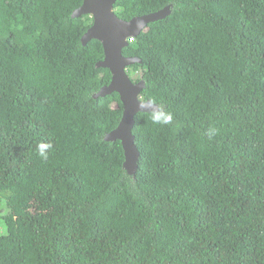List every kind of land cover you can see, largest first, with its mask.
Masks as SVG:
<instances>
[{
  "label": "trees",
  "instance_id": "trees-1",
  "mask_svg": "<svg viewBox=\"0 0 264 264\" xmlns=\"http://www.w3.org/2000/svg\"><path fill=\"white\" fill-rule=\"evenodd\" d=\"M82 3L0 0V264H264V0H117L172 6L123 50L133 174Z\"/></svg>",
  "mask_w": 264,
  "mask_h": 264
},
{
  "label": "water",
  "instance_id": "water-1",
  "mask_svg": "<svg viewBox=\"0 0 264 264\" xmlns=\"http://www.w3.org/2000/svg\"><path fill=\"white\" fill-rule=\"evenodd\" d=\"M117 0H83L81 7L73 13L74 18L90 15L93 18L92 26L84 34L82 41L86 46L91 40L102 42L105 58L98 62L97 67L109 68L112 80L104 85L94 95L100 98L113 92H118L123 103V115L118 127L105 137L106 140L119 139L125 151L124 166L131 174L138 168L140 151L135 143L133 127L135 115L138 112L158 111L160 107L150 100L144 101L140 93L145 88V82H134L127 72V68L136 62H142L138 57L125 56L123 49L128 47L132 35L137 36L141 29L152 22L165 19L172 12V6L129 21L121 19L115 12Z\"/></svg>",
  "mask_w": 264,
  "mask_h": 264
},
{
  "label": "clouds",
  "instance_id": "clouds-1",
  "mask_svg": "<svg viewBox=\"0 0 264 264\" xmlns=\"http://www.w3.org/2000/svg\"><path fill=\"white\" fill-rule=\"evenodd\" d=\"M83 16H84V15H83ZM162 20H163V19H162ZM147 27H148V26H146V28H147ZM146 28H145V29H146ZM145 29H144V30H145ZM142 31H143V30H142ZM135 37H136V36H135ZM135 37H133V38H135ZM133 38H132V39H133ZM82 42H83V41H82ZM132 42H134V41H130V43H132ZM87 45H88V44H87ZM87 45H86V46H87ZM123 50H124V49H123ZM136 63H137V62H136ZM97 64H98V63H97ZM134 64H135V63H134ZM134 64H132V65H134ZM129 67H130V66H129ZM108 69H109V68H108ZM109 70H110V69H109ZM110 71H111V70H110ZM127 72H128V68H127ZM111 73H112V72H111ZM110 82H111V81H110ZM45 147H46V145H43V144L40 145V150H41L40 154H41V155H44V153H43V149H44Z\"/></svg>",
  "mask_w": 264,
  "mask_h": 264
},
{
  "label": "rangeland",
  "instance_id": "rangeland-1",
  "mask_svg": "<svg viewBox=\"0 0 264 264\" xmlns=\"http://www.w3.org/2000/svg\"><path fill=\"white\" fill-rule=\"evenodd\" d=\"M132 37H135L134 35H132L130 38H132ZM2 232H4V230L3 229H1L0 230V233H2Z\"/></svg>",
  "mask_w": 264,
  "mask_h": 264
},
{
  "label": "flooded vegetation",
  "instance_id": "flooded-vegetation-1",
  "mask_svg": "<svg viewBox=\"0 0 264 264\" xmlns=\"http://www.w3.org/2000/svg\"><path fill=\"white\" fill-rule=\"evenodd\" d=\"M146 27H144V28H142L141 30H144ZM145 86H146V84H145Z\"/></svg>",
  "mask_w": 264,
  "mask_h": 264
},
{
  "label": "built area",
  "instance_id": "built-area-1",
  "mask_svg": "<svg viewBox=\"0 0 264 264\" xmlns=\"http://www.w3.org/2000/svg\"><path fill=\"white\" fill-rule=\"evenodd\" d=\"M130 41H133V39H130Z\"/></svg>",
  "mask_w": 264,
  "mask_h": 264
}]
</instances>
